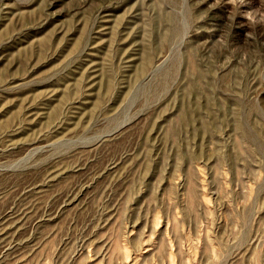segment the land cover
Instances as JSON below:
<instances>
[{
    "label": "rangeland",
    "instance_id": "374dc122",
    "mask_svg": "<svg viewBox=\"0 0 264 264\" xmlns=\"http://www.w3.org/2000/svg\"><path fill=\"white\" fill-rule=\"evenodd\" d=\"M0 264H264V0H0Z\"/></svg>",
    "mask_w": 264,
    "mask_h": 264
}]
</instances>
